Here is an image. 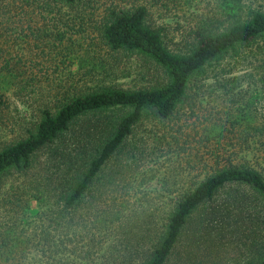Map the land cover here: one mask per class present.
Returning a JSON list of instances; mask_svg holds the SVG:
<instances>
[{"label":"trees","instance_id":"1","mask_svg":"<svg viewBox=\"0 0 264 264\" xmlns=\"http://www.w3.org/2000/svg\"><path fill=\"white\" fill-rule=\"evenodd\" d=\"M256 2L0 0V264H168L183 233L264 264ZM130 56L160 74L119 87ZM156 152L169 202L135 212L117 176Z\"/></svg>","mask_w":264,"mask_h":264},{"label":"rangeland","instance_id":"2","mask_svg":"<svg viewBox=\"0 0 264 264\" xmlns=\"http://www.w3.org/2000/svg\"><path fill=\"white\" fill-rule=\"evenodd\" d=\"M260 2V0H253ZM178 38H175L177 40ZM170 44V47L174 46ZM122 66L125 76L119 77L116 84L121 88H136L142 84L149 83L153 81L157 74H160L159 70L150 67L147 62L142 58L136 56H130L129 58H123ZM138 139V138H137ZM145 147L152 146L149 139H146ZM139 143V141H138ZM142 146V145H141ZM153 162L150 160L148 163L143 161H137L138 170L135 172H123L121 175L117 176L119 186L121 187L119 193V199L121 201H127V206L129 209H135V212L140 208L148 209L150 206L157 207L158 210H162L165 205L169 202V198L163 195V189L161 190V185L164 182L163 179L170 175V172L164 171L162 166L159 169V174L151 179L146 180L152 171H143L145 168L158 167L161 163L155 164L156 161L163 160L164 163L168 165L171 164V160L166 159L167 155H160L156 152ZM166 159V160H165ZM163 163V165H164ZM170 167V166H169ZM156 169V168H154ZM164 177V178H163ZM163 178V179H162ZM170 188L176 189L180 188L181 184H171ZM146 192V193H145ZM147 196L149 198H147ZM145 198L150 200V203L154 204L148 205L145 202ZM37 208L36 202H31L29 210L32 212ZM164 212V211H163ZM157 216L154 218L158 221L161 220L162 211L155 212ZM196 236L197 228L192 227ZM183 233L179 239L177 247H175L174 253H172L168 259V264H242L244 259V248L239 246L236 242H230L227 239H220L216 237L209 236L204 238L199 237L198 240L190 241Z\"/></svg>","mask_w":264,"mask_h":264}]
</instances>
